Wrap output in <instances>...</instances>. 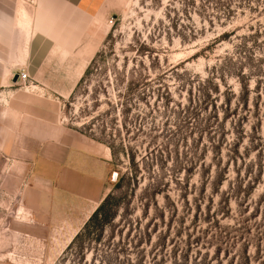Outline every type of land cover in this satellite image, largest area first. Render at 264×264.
<instances>
[{"label":"rangeland","instance_id":"1","mask_svg":"<svg viewBox=\"0 0 264 264\" xmlns=\"http://www.w3.org/2000/svg\"><path fill=\"white\" fill-rule=\"evenodd\" d=\"M104 11L107 34L69 97L42 98L28 80L0 91V264H264V0ZM14 106L80 134L107 165L110 220L71 246L85 224L62 242L25 218L37 147L15 136Z\"/></svg>","mask_w":264,"mask_h":264},{"label":"crops","instance_id":"2","mask_svg":"<svg viewBox=\"0 0 264 264\" xmlns=\"http://www.w3.org/2000/svg\"><path fill=\"white\" fill-rule=\"evenodd\" d=\"M59 2L57 9L44 10L41 0L32 5L0 0V91L24 84L23 71L30 93L54 99L71 95L107 34L102 27L106 0ZM20 90H10L11 96ZM12 112L15 136L37 147L20 192L25 218L36 227L55 228L53 241L69 242L104 197L107 165L83 136L61 122L27 119L16 106Z\"/></svg>","mask_w":264,"mask_h":264},{"label":"trees","instance_id":"3","mask_svg":"<svg viewBox=\"0 0 264 264\" xmlns=\"http://www.w3.org/2000/svg\"><path fill=\"white\" fill-rule=\"evenodd\" d=\"M110 196H107L103 202L96 208V210L93 212V214L89 217L81 231L74 237L73 241L70 243V246L73 244L75 239L79 238L82 232H85L92 224L94 223H103L106 220H110V217L106 215L105 208L107 206V201ZM112 219V218H111Z\"/></svg>","mask_w":264,"mask_h":264},{"label":"built area","instance_id":"4","mask_svg":"<svg viewBox=\"0 0 264 264\" xmlns=\"http://www.w3.org/2000/svg\"><path fill=\"white\" fill-rule=\"evenodd\" d=\"M19 79L21 82H26L29 79V77L26 72L21 71L19 74Z\"/></svg>","mask_w":264,"mask_h":264}]
</instances>
